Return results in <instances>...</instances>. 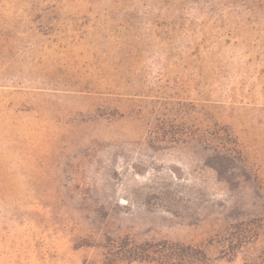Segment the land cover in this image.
<instances>
[{
  "label": "rangeland",
  "instance_id": "rangeland-1",
  "mask_svg": "<svg viewBox=\"0 0 264 264\" xmlns=\"http://www.w3.org/2000/svg\"><path fill=\"white\" fill-rule=\"evenodd\" d=\"M125 237L264 258V0H0V264Z\"/></svg>",
  "mask_w": 264,
  "mask_h": 264
},
{
  "label": "trees",
  "instance_id": "trees-1",
  "mask_svg": "<svg viewBox=\"0 0 264 264\" xmlns=\"http://www.w3.org/2000/svg\"><path fill=\"white\" fill-rule=\"evenodd\" d=\"M163 130L164 138L175 139L176 136H172V133L168 132L167 128ZM203 139L208 144H217L216 149H214V155L206 162L207 166L214 169L219 177H227L232 165L242 160L234 137L225 130L224 132L214 131V133L207 130L203 133ZM104 250V264H133L135 262L152 264H212L213 262V259L203 247L167 240L137 242L132 238L125 237L118 240H110L104 246ZM252 264H264V258Z\"/></svg>",
  "mask_w": 264,
  "mask_h": 264
}]
</instances>
